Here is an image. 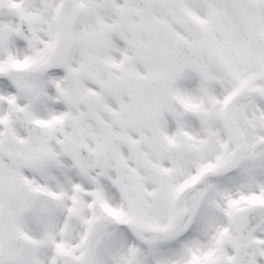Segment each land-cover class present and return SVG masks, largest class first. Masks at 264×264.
Wrapping results in <instances>:
<instances>
[{
  "label": "snow or ice",
  "instance_id": "1",
  "mask_svg": "<svg viewBox=\"0 0 264 264\" xmlns=\"http://www.w3.org/2000/svg\"><path fill=\"white\" fill-rule=\"evenodd\" d=\"M0 264H264V0H0Z\"/></svg>",
  "mask_w": 264,
  "mask_h": 264
}]
</instances>
